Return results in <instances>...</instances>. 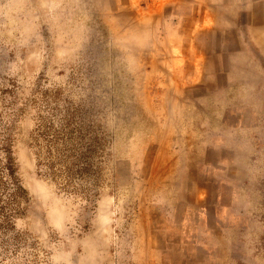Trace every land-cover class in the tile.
<instances>
[{"label": "rangeland", "instance_id": "obj_1", "mask_svg": "<svg viewBox=\"0 0 264 264\" xmlns=\"http://www.w3.org/2000/svg\"><path fill=\"white\" fill-rule=\"evenodd\" d=\"M0 264H264V0H0Z\"/></svg>", "mask_w": 264, "mask_h": 264}]
</instances>
